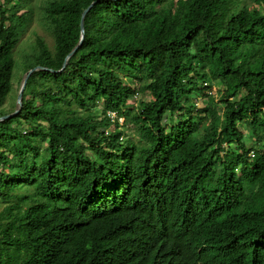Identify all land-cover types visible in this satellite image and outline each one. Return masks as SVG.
Here are the masks:
<instances>
[{
    "label": "trees",
    "instance_id": "16d2710c",
    "mask_svg": "<svg viewBox=\"0 0 264 264\" xmlns=\"http://www.w3.org/2000/svg\"><path fill=\"white\" fill-rule=\"evenodd\" d=\"M31 1L0 0V116ZM92 1L38 5L24 73ZM82 28L0 120V264H264V0H96Z\"/></svg>",
    "mask_w": 264,
    "mask_h": 264
},
{
    "label": "rangeland",
    "instance_id": "374dc122",
    "mask_svg": "<svg viewBox=\"0 0 264 264\" xmlns=\"http://www.w3.org/2000/svg\"><path fill=\"white\" fill-rule=\"evenodd\" d=\"M44 2L45 0H32L30 2L32 10L29 16L30 17L29 21L22 28V32L19 36V40L16 46L14 47V49L12 50L13 67L10 76V90L6 95L4 103L1 107L3 110H8L9 108L13 107V103H15L14 99L16 97L17 89L23 77L24 71L26 68L30 67L33 63L32 60L29 58V54L31 51V46L35 40V37L39 36L40 38H42L49 48H51L53 45V41L50 36V33L43 22L41 8L38 6V5L41 6ZM213 86L214 84L211 85L210 89L208 90V93H214ZM138 97L143 101L148 99V96L142 93L138 94ZM195 104L198 107L202 103L197 99L195 100ZM128 133H129V128L127 126L124 135L127 136ZM243 134H245L244 131ZM124 137L122 136V139ZM4 171H6V169ZM0 209H1V205H0Z\"/></svg>",
    "mask_w": 264,
    "mask_h": 264
},
{
    "label": "water",
    "instance_id": "95a60500",
    "mask_svg": "<svg viewBox=\"0 0 264 264\" xmlns=\"http://www.w3.org/2000/svg\"><path fill=\"white\" fill-rule=\"evenodd\" d=\"M96 2V0H93L92 2H90L81 12V15H80V21H79V29H80V38H79V41L78 43L66 54V56L64 57L63 61H62V64H61V67L59 70H51V69H48V68H45V67H42V66H39V65H35L31 68H29L28 70H26V72L23 74V77L21 79V82L19 84V87L17 89V93H16V97H15V105H16V108L10 112V113H7V114H4V115H1L0 116V120H3V119H6V118H9L11 116H14L15 114H17V112L19 111L20 107H21V103H20V99H21V94H22V91H23V88H24V85H25V82L29 76V74L35 70H47V71H50V72H58L60 71L65 62H66V59L72 54V52L75 50V48L80 44V41L82 40V36H83V28H82V17L84 16V14L87 12V10Z\"/></svg>",
    "mask_w": 264,
    "mask_h": 264
},
{
    "label": "built area",
    "instance_id": "2783aa9c",
    "mask_svg": "<svg viewBox=\"0 0 264 264\" xmlns=\"http://www.w3.org/2000/svg\"><path fill=\"white\" fill-rule=\"evenodd\" d=\"M137 97H138L137 93H134V95L132 96L133 99H135ZM106 116L111 121V123L116 121L118 123V125L123 124V117L117 116L114 112L107 111ZM121 119H122V122H121ZM105 133H107V130L105 131ZM249 155L251 156V154H249Z\"/></svg>",
    "mask_w": 264,
    "mask_h": 264
}]
</instances>
